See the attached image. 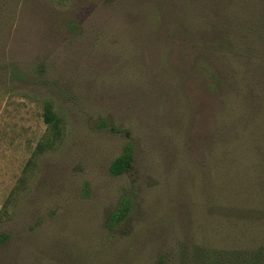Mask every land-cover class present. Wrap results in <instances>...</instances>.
I'll use <instances>...</instances> for the list:
<instances>
[{"label": "rangeland", "instance_id": "obj_1", "mask_svg": "<svg viewBox=\"0 0 264 264\" xmlns=\"http://www.w3.org/2000/svg\"><path fill=\"white\" fill-rule=\"evenodd\" d=\"M228 1L0 0V264L264 250V0Z\"/></svg>", "mask_w": 264, "mask_h": 264}, {"label": "trees", "instance_id": "obj_2", "mask_svg": "<svg viewBox=\"0 0 264 264\" xmlns=\"http://www.w3.org/2000/svg\"><path fill=\"white\" fill-rule=\"evenodd\" d=\"M248 8V0H229L228 16L235 20L240 21L242 18L243 10ZM251 20L254 22L252 25L253 29L247 33L251 37H255L257 34L264 36V9H255L251 11ZM240 26V27H239ZM237 33L244 32V24L239 25ZM244 26V27H243ZM236 32V30H235ZM236 39V38H235ZM234 46H236L233 43ZM54 115L48 111L46 120L51 122ZM134 164V148L132 145L126 146L123 154L118 157L111 166V173L115 176H120L132 168ZM134 208V204L129 199H124L118 210L112 215L109 225L115 226L121 222L128 212ZM8 240L6 235H0V247L5 244ZM214 262L212 264H264V250H250L245 252H230L225 250H214Z\"/></svg>", "mask_w": 264, "mask_h": 264}]
</instances>
